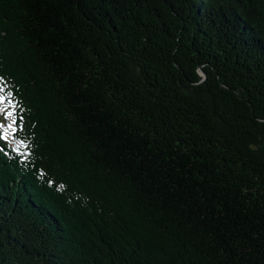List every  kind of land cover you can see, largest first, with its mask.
<instances>
[{
  "label": "trees",
  "instance_id": "16d2710c",
  "mask_svg": "<svg viewBox=\"0 0 264 264\" xmlns=\"http://www.w3.org/2000/svg\"><path fill=\"white\" fill-rule=\"evenodd\" d=\"M0 78V264H264V0H0Z\"/></svg>",
  "mask_w": 264,
  "mask_h": 264
},
{
  "label": "rangeland",
  "instance_id": "374dc122",
  "mask_svg": "<svg viewBox=\"0 0 264 264\" xmlns=\"http://www.w3.org/2000/svg\"><path fill=\"white\" fill-rule=\"evenodd\" d=\"M0 89L1 91L3 92V95L0 96V114H7V116L10 118V122L11 120L13 119L11 117V114L12 112H14V103L10 104L7 100V97L9 96V93H6L5 91V87L1 84H0ZM6 126V130L9 132L10 134V131H11V128H10V124L8 125H5ZM11 135V134H10ZM13 145L14 146H18V142L17 141H12Z\"/></svg>",
  "mask_w": 264,
  "mask_h": 264
}]
</instances>
